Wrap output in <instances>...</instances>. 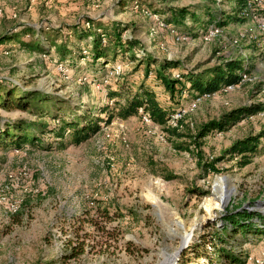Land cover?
<instances>
[{"label":"rangeland","instance_id":"374dc122","mask_svg":"<svg viewBox=\"0 0 264 264\" xmlns=\"http://www.w3.org/2000/svg\"><path fill=\"white\" fill-rule=\"evenodd\" d=\"M233 1L0 0V38H16L0 45V86L16 94L38 92L49 100L37 105L43 117L0 109L4 121L52 126V115H58L100 127L80 145L70 144L68 136L60 146L59 139L38 132L34 137L40 141L26 143L23 150L0 145V264H246L264 250V150L244 167L243 155L228 153L236 143L264 133V112L197 143L189 137L236 109L264 103V59L257 61L246 46L229 45L234 25H227L226 39L201 36L208 13L228 12ZM186 7L196 18L174 27L158 26L152 18L161 20L156 11ZM88 19L89 31H108L111 38L100 61L81 53L91 39L68 35ZM25 28L39 34L29 37ZM115 28L123 40L137 43L133 51L117 47ZM172 30L186 40H175ZM37 38L49 54L21 45ZM61 43L70 52L65 57L55 49ZM147 56L179 62L169 71L172 77L182 70L206 77L230 59L249 60L259 80L198 102L193 92L172 98L157 79L156 65L148 68ZM141 86L169 114L168 125L182 121V137L144 122L141 114L105 122L110 112L117 113L116 104ZM235 210L253 217L251 227L242 234L225 233L222 248L241 263L221 260L212 251L225 215ZM80 244L84 254L65 258Z\"/></svg>","mask_w":264,"mask_h":264},{"label":"trees","instance_id":"16d2710c","mask_svg":"<svg viewBox=\"0 0 264 264\" xmlns=\"http://www.w3.org/2000/svg\"><path fill=\"white\" fill-rule=\"evenodd\" d=\"M242 3V0H237L236 10L242 6ZM139 6L144 7L142 4ZM147 10L149 11L151 9L148 8ZM155 13L158 14L161 21L168 26H177V24L185 22L188 17L191 19L196 18L190 7L183 9L170 8L165 13H160L159 11H156ZM224 15L225 16H223L222 19L218 21L216 12L215 15L208 13V19L202 22L204 23L201 29L202 34L206 32L210 25L215 23L217 26L225 27L229 24L245 22V20L239 18L236 15ZM89 23H91L89 19L82 22L80 21L76 26L68 30V35L69 37L72 35L71 38L76 37L81 40L83 38L91 39L90 45L83 47L81 53L85 54L83 57L87 58V56L90 55V57H93L95 61H100L101 59L106 58V50L109 49L111 38H109L108 31H101L100 28V33L95 32L94 34V32L91 30L89 31L88 29H90V26H86ZM115 29L117 32L115 31L113 36L115 38V44L119 45L117 47L123 49L124 52L133 51V48L137 43L131 39L123 40L119 29ZM24 31H26L24 34L28 35L29 37H35V35L39 34V32L33 28H25ZM10 40L16 41V38H0V45L6 42L8 43ZM32 41L33 42L27 43L21 42V45L31 51L43 53L47 52V54H49V52L42 46L41 39L37 38ZM66 44L61 43L59 46H56L57 44H55L57 53L62 57H65L68 53H70ZM145 61H147L148 68L151 64L156 65L157 79L161 81L172 98L175 97V94H181L185 88H187L186 90H188L190 93H197L199 96L212 95L225 86L237 85L239 83L240 74L249 73L253 68L252 66H246L245 63L239 60L230 59L225 61L221 66H218L214 72L208 74L206 77L203 75H191L187 71L182 70V72H180L182 80H178L173 78L169 71L178 69L180 67L179 62L173 60H163L158 62L152 59L151 56H147ZM15 92H17V90L14 88L6 89L0 86V109L5 111L20 109L22 111L32 112L39 117L45 116L44 111L41 109L39 110L40 107L37 105L41 103L45 104L47 101L49 102L48 99H45L38 92L36 93L22 90L19 91V94H16ZM111 95L117 96L119 94L114 92ZM115 108L118 109L117 113H114L115 110L110 112L108 114V118L105 121L106 123H110L115 116L118 119L127 120L128 118L137 116L140 114V112H142L143 114L147 115L153 123L162 127H167V132H169L171 135L182 137V134L178 132L180 129L179 125H182V121L177 120L175 126L168 125L170 120L169 114L159 104L155 94L145 86H141L139 90L136 91L131 97L126 98L123 104H116ZM261 112H264V103L251 104L249 106L236 109L229 114L224 115L220 120L208 122L198 130V133L195 136L189 137L194 143H197V141L204 139L212 133L225 132L243 119L252 117ZM51 119L54 124L52 126L45 123L35 124L26 120L14 122L4 121L0 114V145L6 147L7 149L14 148L15 151L23 150V146L26 143L34 144L35 141H40L34 137V134L37 132L43 136L50 135L59 139L60 142L58 143L60 146H64V139H66L68 136L71 138L70 144L80 145L81 143L87 141L100 129L98 124L93 121L81 124V122L73 119L65 120L64 118H60L58 115H52ZM31 135H33V137L29 138ZM262 138H264V133L259 136H249L245 140L236 143L228 153L235 158H237V156L243 155L244 158L240 164L242 167H244L251 162L252 157L264 150V144H261ZM180 149L183 148L180 147ZM185 150H188V148H185ZM256 217L259 220L263 219L261 215H256ZM252 218L253 217H251V215L247 212H241L239 210L230 211L225 215V223L223 224L222 229L219 230L216 234V237L213 238L214 250L212 251L219 259L230 260L233 263H241L238 258L230 254V251L227 250V248H222V245L226 242L225 233H245L251 227ZM243 219L247 221H244ZM84 253V245L80 244L78 246L69 248L65 258H77ZM209 253L210 252H207L206 255L208 259L213 255L212 253Z\"/></svg>","mask_w":264,"mask_h":264},{"label":"built area","instance_id":"2783aa9c","mask_svg":"<svg viewBox=\"0 0 264 264\" xmlns=\"http://www.w3.org/2000/svg\"><path fill=\"white\" fill-rule=\"evenodd\" d=\"M216 3L219 0H215ZM242 6L236 10L237 8V0H234L233 3L228 7V12H223L220 10L221 13L217 14L218 21L222 19V14L227 15H236L239 18L245 20L244 23H237L233 24L236 33L229 38V45L235 49L243 50V46H246L249 55L255 56L256 60L258 61L259 58L264 59V0H242ZM153 20L156 22L158 26H162V21L154 15ZM231 27V24L228 25ZM227 26L220 27L217 26L216 23L209 26V28L204 32L201 36L205 41H210L215 38H223L226 39V32ZM173 38L177 41L186 40L185 37L180 36L178 32L172 30ZM246 52V51H245ZM245 65L250 66L251 62L249 60L245 61ZM178 80H182L181 74H175L173 77ZM259 78L249 73H242L240 74L239 83L237 85H229L221 88L219 92H228L232 91L235 88L242 86L244 84H251L254 85ZM184 97H188L190 93L188 90L182 91ZM211 95H202L199 96L196 93L195 101H200L202 98L209 97ZM142 115V119L144 122H150V119L147 115L140 112ZM246 264H264V250H261L257 256H249L247 259Z\"/></svg>","mask_w":264,"mask_h":264},{"label":"bare ground","instance_id":"6f19581e","mask_svg":"<svg viewBox=\"0 0 264 264\" xmlns=\"http://www.w3.org/2000/svg\"><path fill=\"white\" fill-rule=\"evenodd\" d=\"M218 183L220 184L219 193H220V195H222L224 191L221 190V188H222V186H221V181H219ZM218 186H219V185H218ZM226 195H230V193L227 191Z\"/></svg>","mask_w":264,"mask_h":264},{"label":"water","instance_id":"95a60500","mask_svg":"<svg viewBox=\"0 0 264 264\" xmlns=\"http://www.w3.org/2000/svg\"><path fill=\"white\" fill-rule=\"evenodd\" d=\"M184 247H185L184 245L181 246V248H180V252H179L180 254H181V252L183 251ZM180 254H179V255H180ZM179 255H178V256H179ZM177 259H178V258H177Z\"/></svg>","mask_w":264,"mask_h":264}]
</instances>
